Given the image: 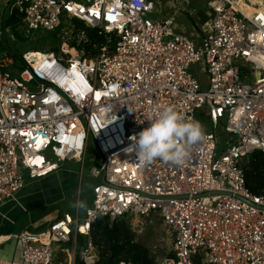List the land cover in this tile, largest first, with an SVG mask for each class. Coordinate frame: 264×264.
Instances as JSON below:
<instances>
[{
  "label": "built area",
  "instance_id": "built-area-1",
  "mask_svg": "<svg viewBox=\"0 0 264 264\" xmlns=\"http://www.w3.org/2000/svg\"><path fill=\"white\" fill-rule=\"evenodd\" d=\"M241 1L254 12L242 10ZM12 6L25 33L60 30L66 38L57 52L24 53L16 74L2 71L13 64L9 57L0 61V204L24 188L22 170L38 179L65 161L83 167L90 141L101 160L90 171L101 179L84 219L67 214L46 232L15 236L21 264H53L56 248L72 235L86 237L79 260L99 264L91 236L99 218L130 224L153 217L173 242L161 264H264V194L247 187V158L264 153L261 4L209 0L211 29L200 44L176 31L174 17L151 19L155 0H14ZM74 20L107 35L94 55ZM197 64L208 75L206 91L191 73ZM167 105L189 120L205 109L214 130L225 122L232 140L219 156L212 131L182 165L142 162L139 133Z\"/></svg>",
  "mask_w": 264,
  "mask_h": 264
},
{
  "label": "crops",
  "instance_id": "crops-1",
  "mask_svg": "<svg viewBox=\"0 0 264 264\" xmlns=\"http://www.w3.org/2000/svg\"><path fill=\"white\" fill-rule=\"evenodd\" d=\"M158 1L157 3L155 0L156 13L158 14V4H162L167 16L161 19L157 17V20L174 17L176 31L179 34L200 44L209 33L213 16L209 0ZM13 3L14 0H0V26L4 28L3 35L7 30L6 23ZM13 65L14 63L5 67L4 70ZM209 132L212 131L207 133ZM67 162L80 166V171H69L63 168L61 164ZM83 168L82 163L77 160L60 163L56 171L45 177L29 178L15 198L0 204V264H21V248L15 236L23 232L43 233V230L50 228L54 222L67 214L74 219H84L87 209L81 216V199L78 197L74 205L75 194L71 189L78 184V190L81 191ZM85 244V236L72 235L69 242L60 244L56 248L53 264H76L79 260L78 252Z\"/></svg>",
  "mask_w": 264,
  "mask_h": 264
},
{
  "label": "rangeland",
  "instance_id": "rangeland-1",
  "mask_svg": "<svg viewBox=\"0 0 264 264\" xmlns=\"http://www.w3.org/2000/svg\"><path fill=\"white\" fill-rule=\"evenodd\" d=\"M79 1V0H76ZM166 0H161V2ZM158 3L159 1L156 0ZM161 13V15H160ZM167 13L163 9L162 4H158V14L154 13L151 15V19L156 20L157 17L160 19L166 17ZM5 35L0 38V61L4 60L5 56L12 59L14 65L11 68L3 69L2 71H10L16 74L19 68L22 66L20 61L22 55L28 51H38V52H51L53 48H59L62 46L66 36L58 30L57 32H32L30 34L25 33V28L21 22H7ZM60 46V48H61ZM57 52V51H56ZM191 73L195 76L201 85L202 91L208 89V75L204 72L202 64H197L191 68ZM195 120L199 121L203 126L204 134L208 131H214L219 139V152L220 156L223 151L227 148V142L231 141V135L224 132L225 122H221L218 129L214 130L213 124L208 118L205 109L196 112ZM100 157L90 141L87 153L85 156L84 168L82 173V189L79 192L78 184L71 188L73 190L74 205L77 202V198L80 197L81 204L83 207L80 208V215L85 214L86 209L92 207L93 192L92 187L96 185L100 179H95L90 171L92 168L96 167L100 169ZM63 168L69 171H80V166L74 163L67 162L61 164ZM24 174L25 183L29 180L28 171L22 170ZM80 194V195H79ZM79 195V196H78ZM131 229L134 234V240L137 243L145 245L150 254L151 258L154 260L155 264H161V262L172 255V238L170 232L162 225L159 217H153L152 219L135 218L130 221ZM49 228V227H48ZM47 228V229H48ZM46 229V230H47ZM46 230H43L45 232ZM32 233V232H31ZM33 234V233H32ZM60 245H58L59 247ZM58 252V251H57ZM56 252V253H57Z\"/></svg>",
  "mask_w": 264,
  "mask_h": 264
},
{
  "label": "trees",
  "instance_id": "trees-1",
  "mask_svg": "<svg viewBox=\"0 0 264 264\" xmlns=\"http://www.w3.org/2000/svg\"><path fill=\"white\" fill-rule=\"evenodd\" d=\"M7 22L12 21L8 19ZM74 23L78 29L85 30L89 36L90 43L85 46L88 55H94L101 45L106 44L107 35L100 34V30L88 28L78 20H74ZM71 45L75 46L76 43L71 42ZM52 51L56 52L58 48H53ZM247 161V187L252 194L262 195L264 194V153L256 151L248 157ZM91 236L100 249L99 264H107L108 259L118 263L155 264L148 248L135 242L131 225L125 220L110 224L106 218H99L93 225ZM76 264L83 263L77 260Z\"/></svg>",
  "mask_w": 264,
  "mask_h": 264
},
{
  "label": "clouds",
  "instance_id": "clouds-1",
  "mask_svg": "<svg viewBox=\"0 0 264 264\" xmlns=\"http://www.w3.org/2000/svg\"><path fill=\"white\" fill-rule=\"evenodd\" d=\"M148 121L149 126L137 139L139 158L144 163L161 160L182 165L204 137L200 122L186 119L175 105L162 107Z\"/></svg>",
  "mask_w": 264,
  "mask_h": 264
},
{
  "label": "water",
  "instance_id": "water-1",
  "mask_svg": "<svg viewBox=\"0 0 264 264\" xmlns=\"http://www.w3.org/2000/svg\"><path fill=\"white\" fill-rule=\"evenodd\" d=\"M8 18L12 21V22H17L18 20H20L21 18V12L18 8L11 6ZM107 264H119L118 262H116L115 260L112 259H108Z\"/></svg>",
  "mask_w": 264,
  "mask_h": 264
},
{
  "label": "bare ground",
  "instance_id": "bare-ground-1",
  "mask_svg": "<svg viewBox=\"0 0 264 264\" xmlns=\"http://www.w3.org/2000/svg\"><path fill=\"white\" fill-rule=\"evenodd\" d=\"M252 2L255 3H260L262 8H264V1L263 0H252ZM240 7L242 8V10L246 11L248 14L254 12L253 9L254 7L246 4L245 2L241 1L240 2ZM75 54V51H72ZM37 58H41L42 57V53H37L36 54ZM78 158V156H76V159Z\"/></svg>",
  "mask_w": 264,
  "mask_h": 264
}]
</instances>
